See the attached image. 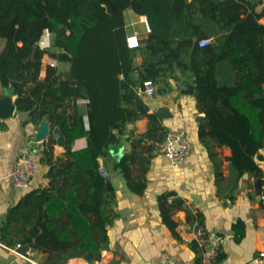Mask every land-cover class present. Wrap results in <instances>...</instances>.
I'll list each match as a JSON object with an SVG mask.
<instances>
[{
  "label": "trees",
  "instance_id": "1",
  "mask_svg": "<svg viewBox=\"0 0 264 264\" xmlns=\"http://www.w3.org/2000/svg\"><path fill=\"white\" fill-rule=\"evenodd\" d=\"M257 5L255 0H0V84L14 89L17 112L35 124L46 119L64 137L62 156L53 157L50 134L43 149L46 185L28 188L8 207L0 242L33 245L47 255L44 264H66L89 252L93 260L100 258L109 245L107 226L115 219L109 208L114 192L106 189L101 169L107 171L109 162L132 184L131 165L145 170L168 132L143 99L145 80L160 85L161 93L171 90L169 79L192 82L206 117L199 134L231 147V172L261 176L255 156L264 139V25L258 22L264 10L256 11ZM127 9L145 16L150 29L137 48L126 43ZM45 30L58 52L39 46ZM203 38L211 41L199 46ZM141 45L145 55L134 66ZM44 55L68 63V69L48 64L41 79ZM142 117L148 119L145 132L114 160L111 148L127 124ZM80 138L85 147L74 149ZM144 186V181L131 185L136 191ZM161 217L175 225L164 206Z\"/></svg>",
  "mask_w": 264,
  "mask_h": 264
},
{
  "label": "crops",
  "instance_id": "2",
  "mask_svg": "<svg viewBox=\"0 0 264 264\" xmlns=\"http://www.w3.org/2000/svg\"><path fill=\"white\" fill-rule=\"evenodd\" d=\"M255 1L258 2L256 11H263L264 0ZM144 18L130 9L125 10L126 36L135 34L141 43L148 33ZM258 22L264 25V15ZM2 46L3 39H0V50ZM140 48L133 56L134 66L143 61L145 50L142 45ZM46 57L44 55L42 59L41 79L49 64ZM61 63L67 66L57 70L66 71L68 63L57 61V65ZM168 81L170 91L161 93L154 85L155 92L143 96V99L149 112L157 114L161 108L168 111H165L164 118L159 116L162 124L168 131L179 130L185 134L192 146L189 159L179 167L172 168L168 159L154 150L145 170L139 164L131 165L130 185L108 162L106 178L115 196L109 205L115 215L112 224L107 226L109 245L101 251L98 260L92 258L87 262L82 256L71 258L66 264H156L159 259L167 257L177 264H197L198 252L192 241V229L197 223L222 239L217 264H259V253L264 252V139L257 152L260 160L255 156V161L262 168V175L248 172L237 175L231 172V147L212 136L199 134L206 117L196 103L194 89L191 94L180 91L182 83H193H179L173 79ZM3 103L9 107L13 105V110L8 116L0 117V223L8 207L28 189L14 186L10 178L18 150L29 142L33 151L35 169L30 188L46 185L47 166L43 149L50 134L55 138L53 157L62 156L64 152V145L57 144L54 128L40 145L34 140L39 123L31 122L25 112H17L13 98L4 95V88L0 84V104ZM147 123L148 119L142 117L127 124L118 143L110 150L114 160L131 150V139L145 132ZM85 145L86 139L80 138L75 140L72 147L80 149ZM256 178L260 179L257 188ZM139 181H144L145 186L141 191H136L131 185L136 186ZM173 201L178 204L172 206ZM163 206L175 223L173 227L162 220ZM46 257V254L37 253L33 248L26 257H21L0 242V264H32L33 261L44 264Z\"/></svg>",
  "mask_w": 264,
  "mask_h": 264
},
{
  "label": "built area",
  "instance_id": "3",
  "mask_svg": "<svg viewBox=\"0 0 264 264\" xmlns=\"http://www.w3.org/2000/svg\"><path fill=\"white\" fill-rule=\"evenodd\" d=\"M145 17V16H144ZM144 27L146 32H149V26L144 18ZM210 38L201 39L198 44L204 46L210 43ZM52 42V35L48 30H45L39 39V46L46 48ZM126 43L129 48H137L140 45L139 38L135 34L126 36ZM45 45V46H44ZM50 66H56L53 62H49ZM155 92V86L152 81H143L142 96H150ZM191 144L187 140L185 134L179 130H170L167 132L163 142L155 149V152L163 154L169 161L172 168H177L184 164L190 156ZM35 169V160L33 151L29 142L23 145L18 150L15 163L10 171V178L16 187L30 188L32 184V176ZM192 240L196 242L197 247L200 249L202 264H217L220 254V247L222 239L214 232L208 231L203 225L197 223L192 229ZM21 244H16L14 247H8L11 251L15 252V248ZM16 253V252H15ZM28 253V252H27ZM20 255L21 257H26ZM259 264L264 261V252L261 251L257 258ZM156 264H177L171 257L161 258Z\"/></svg>",
  "mask_w": 264,
  "mask_h": 264
},
{
  "label": "water",
  "instance_id": "4",
  "mask_svg": "<svg viewBox=\"0 0 264 264\" xmlns=\"http://www.w3.org/2000/svg\"><path fill=\"white\" fill-rule=\"evenodd\" d=\"M211 1H213L215 3L220 2V0H211ZM72 83H74V81H72ZM193 89H194V85L190 84V83H182L180 85V91L183 94H191L193 92ZM13 91H14V89L12 87L11 88H4V95L12 97ZM12 110H13V105H11L9 107L7 105V103L0 104V117L8 116ZM165 111L168 112L165 108H161L157 111V114L161 118H164L165 117ZM199 118L201 119L202 117H199ZM54 129H55L54 135L56 136L57 144L60 146H63L64 145L63 135L61 134V132L59 131V129L57 127H55ZM50 132H51L50 123L46 119H42V120H40V122L38 124L37 130L35 131L34 140L40 145L45 139H47ZM101 173L106 176V173L103 169H101ZM259 180H260L259 178H256L254 180L256 188L260 184ZM106 189L111 190V185H110L109 181L106 182ZM31 248H33V245L23 244V245L16 247L15 252L17 254L25 255L27 252H29V250ZM92 258H93V253H91V252L86 253L83 256V259L86 260L87 262H90L92 260Z\"/></svg>",
  "mask_w": 264,
  "mask_h": 264
},
{
  "label": "rangeland",
  "instance_id": "5",
  "mask_svg": "<svg viewBox=\"0 0 264 264\" xmlns=\"http://www.w3.org/2000/svg\"><path fill=\"white\" fill-rule=\"evenodd\" d=\"M44 46H45V45H44ZM46 48H48L51 52H58V51H59L57 48H55L54 46H52V43H50V45L46 46ZM46 61L53 62L56 66H58V67H56V68L59 69V70L64 69V68L67 66V64H63V63L57 65V61L54 60V59H52V58H51L50 56H48V55H47V57H46ZM157 87H160V85H157ZM32 264H37V262H36V261H33Z\"/></svg>",
  "mask_w": 264,
  "mask_h": 264
}]
</instances>
